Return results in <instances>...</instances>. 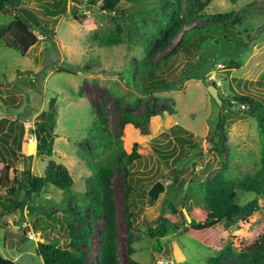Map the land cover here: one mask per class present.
Segmentation results:
<instances>
[{"label":"rangeland","instance_id":"374dc122","mask_svg":"<svg viewBox=\"0 0 264 264\" xmlns=\"http://www.w3.org/2000/svg\"><path fill=\"white\" fill-rule=\"evenodd\" d=\"M54 1L55 7L46 0H11V12L0 11V128L4 130L12 121L24 128L18 155L0 142V214L7 215L6 225L0 226V256L18 264H44L36 254L37 243L59 239L66 246L72 235L69 225L73 234L80 235L86 222L92 229L87 264H97L98 234L105 217L96 219L84 200L93 189L87 161L95 156L97 136L92 123L100 115L107 117L115 147L108 197L116 225L118 264H129V244L134 248L130 257L140 264H208L210 256L227 245L236 252L263 237L261 197L260 209L246 221L228 229L222 223L212 227L209 231H215V242L208 246L196 242L185 229L191 221L187 207L199 210L201 183L219 173L243 177L262 166L264 123L260 125L259 115L264 116V0H212L204 8L195 0H171L166 11L179 6L181 14L191 19L181 32L193 24H210L209 18L217 14L224 15L226 23L236 13L249 11L241 23L228 24V30L212 25L200 40L203 49L199 52L193 48L172 51L180 35L166 41L173 26L171 17L165 18V30L159 32L163 13L157 0H124L119 6L124 12L107 11L101 0ZM49 10L59 13L47 15ZM15 16L24 17L39 38L22 56L6 46L7 27ZM96 33L119 34L122 42L99 47L94 40L91 44L90 37ZM141 59L150 62L142 70ZM36 74L40 77L35 78ZM161 78L170 84L168 89L154 88ZM210 84L217 87L221 104L207 90ZM239 94L254 97L256 105L237 101ZM152 109L158 113L145 118ZM51 113L54 123L46 121ZM120 113L140 120L141 125H123ZM41 121H46L47 133L53 138L52 156L38 152ZM176 125L190 139L185 146L171 133ZM133 151L138 156L126 176L118 157ZM106 157L102 156L104 161ZM51 161L64 164L72 174L74 184L69 190L48 185L28 199L22 191L14 189L12 194L23 169L29 167L32 175L42 176ZM126 181L132 187L130 227L124 201ZM156 181L165 189L151 200L148 191ZM254 196L239 194V201ZM20 202L25 203L23 209ZM81 207H85L82 217ZM173 209L178 211L177 225L159 240L160 250L146 232ZM22 225L28 227L22 230L24 234ZM232 259L225 255L221 262L231 264Z\"/></svg>","mask_w":264,"mask_h":264},{"label":"trees","instance_id":"16d2710c","mask_svg":"<svg viewBox=\"0 0 264 264\" xmlns=\"http://www.w3.org/2000/svg\"><path fill=\"white\" fill-rule=\"evenodd\" d=\"M124 0H101L102 6L109 12L118 11L124 12L119 6ZM140 1V0H131ZM159 6L161 7V12L159 21V32L162 34L165 30L163 26V21L165 18L171 17L173 19V26L170 30L169 37H166V41L171 37H176L180 35L178 41L173 47L174 52H177L181 48L189 51L193 48L196 51H201L203 47L201 46L200 40L204 38L208 32L211 30L212 25L215 26L214 29L221 28L223 30H228L227 25H235L241 23L247 16L248 12L246 9L240 13H236L230 20L226 23L224 21V15L217 14L209 18L208 22L210 24L201 23L193 24L183 29L186 25L191 24V19L189 14H181L180 7L174 11H166V7L171 4V0H157ZM179 3V0H172V2ZM198 3L199 8H204L212 0H195ZM46 2L51 7L57 6L56 1L46 0ZM11 0H0V11L11 12L8 7ZM63 9L60 10L62 12ZM59 12L55 10H49L47 15H55ZM211 25V26H210ZM210 26V27H209ZM31 25L22 16H15L14 19L8 24L7 33L8 41L7 47L14 50L21 56L34 44L39 41L38 36L30 30ZM181 32V33H180ZM210 35V33H209ZM191 36V38H189ZM210 37V36H209ZM91 44L93 40L95 45L99 47H108L112 44H119L122 42L119 34L114 36H109L105 34L92 35L90 37ZM205 40V39H204ZM217 44L218 41L214 40ZM201 56V54H200ZM202 58V57H201ZM150 62L141 59L139 62L140 70L146 68ZM158 64V62H157ZM160 64V63H159ZM131 72V71H130ZM153 74V73H152ZM40 75H35V78H39ZM153 75L149 77L150 82H153ZM35 80V79H34ZM33 80V82H34ZM24 84V82H21ZM170 87L163 78L157 84L155 89L165 90ZM236 100L241 103H248L254 105L256 100L254 97L247 94L236 95ZM227 102V101H225ZM228 103V102H227ZM256 105V104H255ZM54 107V99L50 102V109ZM158 112L155 110H150L148 112V118L151 115H156ZM44 116V112L41 113ZM122 118V124L133 123L136 127L141 125L140 120H135L133 117L126 113H120ZM260 125L264 123V116L259 115ZM46 121L54 123V115L47 118ZM46 121L39 122V126H42V132L37 134L38 138V152L46 156L53 155V138L50 133H47ZM92 128L97 136V141L95 143V156L93 160L87 161V166L91 172V181L93 189L91 193L86 195L84 202L89 204L90 210L96 219L105 217V224L102 231L98 234L100 241V249L97 252L96 260L97 264H118L117 249L115 242V231L116 225L114 222V215L109 202L108 188L110 185L113 165L115 163L114 151L115 147H112L111 134L108 131V123L106 115H100L95 118L92 123ZM24 133V128L22 124L16 125L15 122H11L7 128L1 131L0 128V142H4L8 145V151L13 155H18L22 149L23 141L22 135ZM171 133L174 134L176 140L185 146L190 143V139L184 136L186 133L185 129L181 125H176L171 129ZM5 145V146H6ZM193 149L198 147L197 144L192 145ZM23 151V150H22ZM107 155L106 161L103 160L102 156ZM138 154L133 151L131 154H123L118 157V162L121 169L124 170L125 175L130 174V165L134 157ZM97 157L98 159H96ZM181 159V158H178ZM126 180V178H125ZM16 185L12 187L11 192L15 194V191L23 192L25 199L31 194L39 195L43 189L48 185H51L59 190H69L74 184V178L68 168L62 163H56L51 161L45 168L44 174L42 176L32 175L30 168L27 167L21 171V178L15 179ZM153 184V183H152ZM3 185V180L0 178V189ZM131 184L125 182V208H126V222L127 225L131 226L132 221V211L130 210V190ZM15 189V191H14ZM182 190L181 187L178 188ZM200 205L199 210L194 212L187 207L188 213L190 215L191 221L189 223L190 227L185 229L186 234L191 236L196 242L208 246L210 243L215 242L214 233L215 231H209L212 227L219 223L223 224L224 229H228L231 226H236L240 221H246L254 212L260 209L259 198H264V160L262 161V166L253 174H247L243 177H236L231 174L219 173L215 175L209 181L200 184ZM254 194L255 196L241 203L239 201V194ZM187 200V198H186ZM16 203L15 200L12 201ZM25 203L20 202L19 206L23 209ZM85 207H81L79 210V215L82 217V213ZM6 214H0V226L6 225ZM67 220V218L65 219ZM178 221V211L173 209L171 214H163L160 218V222L156 227H149L146 236L148 239L156 240L158 242L157 246L160 250V241L163 239L171 228H176V222ZM264 222V217H263ZM176 224V225H174ZM26 229L25 225L21 226V231ZM71 230V241L66 243V246H61L59 239H48L37 243L36 254L40 257L44 264H87L88 249L90 247V237L92 229L89 224L84 222L80 235L73 234L72 227L69 225ZM218 230L217 233H220ZM24 231V230H23ZM22 233L24 234V232ZM85 246L86 251L82 250L80 246ZM129 264H140L137 260L130 257L134 252V248L131 244L127 246ZM232 254V255H230ZM225 255L233 256L231 264H264V236L255 238L249 245L242 247L239 251L233 249L231 245H227L224 249L218 252L216 256H210L208 259V264H223L221 258ZM0 264H18L16 261L4 258L0 256Z\"/></svg>","mask_w":264,"mask_h":264},{"label":"water","instance_id":"95a60500","mask_svg":"<svg viewBox=\"0 0 264 264\" xmlns=\"http://www.w3.org/2000/svg\"><path fill=\"white\" fill-rule=\"evenodd\" d=\"M207 90L210 92V94L212 95V97L216 100V102L218 104H221V98L219 97V94H218V89L217 87L214 85V84H210L207 86ZM165 189V186L164 184L161 182V181H156L152 186L151 188L149 189L148 191V194L152 199H155L157 198V196L159 195V193L161 191H164ZM186 211V210H185ZM189 215V214H188ZM191 218L190 216H188V221H190Z\"/></svg>","mask_w":264,"mask_h":264}]
</instances>
